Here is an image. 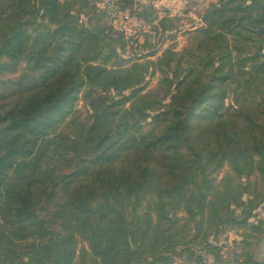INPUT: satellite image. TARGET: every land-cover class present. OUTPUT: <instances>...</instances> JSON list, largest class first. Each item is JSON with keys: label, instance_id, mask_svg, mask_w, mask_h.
Wrapping results in <instances>:
<instances>
[{"label": "trees", "instance_id": "obj_1", "mask_svg": "<svg viewBox=\"0 0 264 264\" xmlns=\"http://www.w3.org/2000/svg\"><path fill=\"white\" fill-rule=\"evenodd\" d=\"M181 1L0 0V264H264V0Z\"/></svg>", "mask_w": 264, "mask_h": 264}, {"label": "rangeland", "instance_id": "obj_2", "mask_svg": "<svg viewBox=\"0 0 264 264\" xmlns=\"http://www.w3.org/2000/svg\"><path fill=\"white\" fill-rule=\"evenodd\" d=\"M211 0H199L201 3H196L195 6H193L192 11H202L203 7L210 2ZM155 3L157 7L168 8L169 12L172 15H175L178 20L177 26L179 27V30L186 31L195 27V25L198 23L197 16L195 14H187L185 15L184 10V3H182L180 0H155ZM89 16H82L81 21L86 26L89 25L88 23ZM112 23L114 27L117 30H121L124 32L127 36H132L139 32L141 29L140 26L131 18L127 17V15H118L116 14L114 17L112 16ZM175 22V23H176ZM187 35L182 32H172V33H165L164 35H151L150 42L151 43H157L158 41L163 44H153L156 46L158 55L161 54V52L169 46L175 47L176 50L182 49V47L186 43ZM142 42V39H140ZM133 44V49L127 48V53L123 55V58H137L140 56H143L145 54V49H142L138 47L139 44ZM148 52V51H147ZM157 81V76H154L150 80V86L148 88H151ZM147 88V89H148ZM125 94H128V91L124 92ZM244 96V89L242 87V84L238 80H234L228 87L226 94H225V100H224V109L225 112H231L235 109H237L240 105V102ZM82 106V102L79 103V107ZM226 169L223 168L221 171H219L216 175L217 180H220L222 176L224 175ZM255 218H264V204L255 211ZM253 218V219H255ZM251 219V221H253ZM236 240H239L238 236L232 232H228L227 234H221L218 236L217 244L221 246L220 254L223 255V260L227 261V264H232V258H233V252L237 250V243ZM198 249V248H197ZM211 261L209 260L208 263ZM176 264H186L182 262V260L176 259Z\"/></svg>", "mask_w": 264, "mask_h": 264}, {"label": "crops", "instance_id": "obj_3", "mask_svg": "<svg viewBox=\"0 0 264 264\" xmlns=\"http://www.w3.org/2000/svg\"><path fill=\"white\" fill-rule=\"evenodd\" d=\"M181 1V0H180ZM182 2V1H181ZM183 3V2H182ZM155 5H156V3H155ZM157 6V5H156ZM159 8H161V7H159ZM168 9V8H167ZM169 10V9H168ZM171 14V13H170ZM172 15V14H171ZM172 16H175V15H172Z\"/></svg>", "mask_w": 264, "mask_h": 264}]
</instances>
